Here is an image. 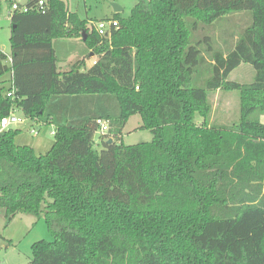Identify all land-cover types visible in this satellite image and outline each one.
I'll list each match as a JSON object with an SVG mask.
<instances>
[{"label": "trees", "instance_id": "16d2710c", "mask_svg": "<svg viewBox=\"0 0 264 264\" xmlns=\"http://www.w3.org/2000/svg\"><path fill=\"white\" fill-rule=\"evenodd\" d=\"M36 1L10 12L9 63L0 50V119L14 107L54 126L44 154L0 131V218L43 217L53 237L28 264H264V0H137L104 37L63 0ZM70 36L88 68L57 66ZM242 63L253 80H229ZM217 90L238 93L231 125L207 123ZM134 114L152 140L116 143ZM97 119L112 134L100 150Z\"/></svg>", "mask_w": 264, "mask_h": 264}, {"label": "rangeland", "instance_id": "374dc122", "mask_svg": "<svg viewBox=\"0 0 264 264\" xmlns=\"http://www.w3.org/2000/svg\"><path fill=\"white\" fill-rule=\"evenodd\" d=\"M63 1L66 3L69 10L77 11L82 18L91 21L93 26L98 20L112 18L114 4L121 8L119 11L120 14L127 17L137 0ZM27 2L28 0H0V50L5 53L8 58L10 56L9 35L11 24L9 15L12 11L11 4L16 3L17 5L24 7ZM54 47L57 50V56L59 57L62 66H69L70 62H73L77 55L85 57V65L83 69L88 68L95 60L92 53L86 55L85 45L79 36L61 38L54 43ZM7 62L9 63L8 60ZM60 69H68V67L65 66ZM254 72L255 71L250 64L242 63L229 74L228 79L241 83H249L254 78ZM1 80L4 82L0 83V91L1 89H6L10 86V74L6 73ZM208 99L211 105L209 121L207 120L209 125L228 126L237 121L239 116V96L237 91L217 90L210 93ZM17 115H22V113L18 111ZM22 117L24 118L23 115ZM26 120H24V122H26ZM260 120L264 123V115L261 116ZM140 126L141 119L139 114L130 116L122 128L120 138H115V142H121L125 145H133L152 140V133L150 130L143 129ZM50 130V127L43 128V131L38 137L44 136L49 143H52V141H54V136L49 133ZM22 134L31 137L30 133L23 132ZM109 135H112L110 131ZM101 138L112 140V138H106V136L95 131L93 133V140L94 148L96 150H100L101 148ZM51 145L52 144H49V149L51 148ZM48 148L38 150L41 152L37 151V154L46 153L49 150ZM0 235L3 237L4 244H7L2 245L0 248V264H28L32 258V243L38 240L51 241L53 239L51 233L47 230L43 217H35L26 214L16 215L6 227L4 226L3 219L0 218Z\"/></svg>", "mask_w": 264, "mask_h": 264}, {"label": "built area", "instance_id": "2783aa9c", "mask_svg": "<svg viewBox=\"0 0 264 264\" xmlns=\"http://www.w3.org/2000/svg\"><path fill=\"white\" fill-rule=\"evenodd\" d=\"M34 7L37 10L44 12V10L46 9V0H37L36 2L33 3V5L31 6V8ZM12 10L15 9H19L22 11H27L29 9V6H27V4L24 7H21L19 5H17L16 3H12L11 5ZM118 26V22L117 20L110 18L107 20H98L96 21V23L93 25L94 30L97 32V34L101 37L104 36H110L111 34V30L113 28H117ZM7 60L10 62V56L8 58L7 56ZM10 84L12 85V82H10ZM13 94H14V90L11 89L10 91L7 92V96L13 98ZM17 111L18 109L12 107L9 111V113L3 117H1L0 119V131L10 128L12 125L17 124V123H22L26 117L24 116V118L22 116L17 115ZM97 123V132H99L101 135L106 136V138H111L109 135V129H110V124H109V120L107 119H97L96 120ZM31 133L33 134H37V130L35 128H32L30 130ZM54 132H52L51 134H53Z\"/></svg>", "mask_w": 264, "mask_h": 264}, {"label": "crops", "instance_id": "0c3cea01", "mask_svg": "<svg viewBox=\"0 0 264 264\" xmlns=\"http://www.w3.org/2000/svg\"><path fill=\"white\" fill-rule=\"evenodd\" d=\"M27 4V3H26ZM119 12V11H118ZM58 41V40H57ZM56 41V42H57ZM56 55H57V50H56ZM78 56V55H77ZM76 56V57H77ZM91 56V54H90ZM58 57V56H57ZM75 57V58H76ZM74 58V59H75ZM67 63V62H66ZM65 63V64H66ZM64 64V65H65ZM68 64V63H67ZM57 66L59 68H64L65 66H62V64L60 63V59L58 57V62H57ZM62 70V69H61ZM19 111V110H18ZM17 111V112H18ZM19 116H22V115H19ZM28 119V120H26ZM26 122H22V123H19V124H14L11 126V128H14V129H19L20 130V133L16 136V142L17 144H20V145H29L30 147H32L34 149V151L37 153L38 150L40 149H46L48 148L49 144H53L54 141H52V143H49L47 139L44 138V136H40V133L43 131V128H47V127H50L51 130L49 133H52L54 132V126L51 125V124H43L41 122H38L37 120H33V119H30V118H26ZM32 128H35L37 130V134H33L30 132V130ZM46 130V129H45ZM23 132H27V133H30V136H26L24 134H22ZM38 137V138H37ZM102 139V138H101ZM48 143H47V142ZM101 142V141H100ZM52 146V145H51ZM49 149V148H48ZM38 152H41V151H38ZM3 240V239H2ZM4 241V240H3ZM2 245H7V244H1ZM0 246V248H1Z\"/></svg>", "mask_w": 264, "mask_h": 264}, {"label": "water", "instance_id": "95a60500", "mask_svg": "<svg viewBox=\"0 0 264 264\" xmlns=\"http://www.w3.org/2000/svg\"><path fill=\"white\" fill-rule=\"evenodd\" d=\"M113 9H114V12H118V11L121 10V8H120L119 6H117V5H115V4L113 5ZM107 142H108V143H111L112 140H111V139H108ZM1 244H4V242H3L2 239H0V246H1Z\"/></svg>", "mask_w": 264, "mask_h": 264}]
</instances>
